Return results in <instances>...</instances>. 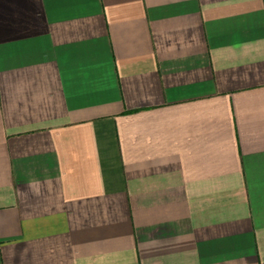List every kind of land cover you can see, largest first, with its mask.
I'll list each match as a JSON object with an SVG mask.
<instances>
[{
  "label": "crops",
  "instance_id": "obj_1",
  "mask_svg": "<svg viewBox=\"0 0 264 264\" xmlns=\"http://www.w3.org/2000/svg\"><path fill=\"white\" fill-rule=\"evenodd\" d=\"M0 264H264V0H0Z\"/></svg>",
  "mask_w": 264,
  "mask_h": 264
}]
</instances>
